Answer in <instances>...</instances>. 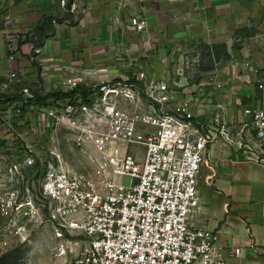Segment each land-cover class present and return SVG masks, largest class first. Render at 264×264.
<instances>
[{"label": "built area", "instance_id": "built-area-1", "mask_svg": "<svg viewBox=\"0 0 264 264\" xmlns=\"http://www.w3.org/2000/svg\"><path fill=\"white\" fill-rule=\"evenodd\" d=\"M67 1L61 0L64 12ZM69 11H75L73 4ZM130 27L141 32L145 23L132 18ZM6 43L16 51L14 39ZM17 79L10 73L0 84V101ZM206 86L223 88L216 80ZM255 90L241 119L215 115L211 128L196 120L190 100H176L166 81L144 72L94 86L66 79L60 91L71 93L40 105H32V92L22 88L11 102L10 119L0 103V141L5 132L15 135L21 156L9 173L31 171L43 205L5 193L0 214L65 230L69 238L55 253L63 264H228L240 249L219 247L218 234L191 219L199 208L205 152L214 142L264 166V79L256 80ZM28 112L36 113L34 123L25 118ZM14 125L23 130L17 133ZM59 132L91 172L69 165L58 149Z\"/></svg>", "mask_w": 264, "mask_h": 264}, {"label": "crops", "instance_id": "crops-1", "mask_svg": "<svg viewBox=\"0 0 264 264\" xmlns=\"http://www.w3.org/2000/svg\"><path fill=\"white\" fill-rule=\"evenodd\" d=\"M72 4L73 24H54L33 60L30 43L0 58V84L16 73L12 91L20 86L49 94L73 78L94 86L144 72L148 79L166 81V62L176 47L224 45L230 59L220 73L201 79L192 94L174 91L176 100L192 102L198 122L213 128L215 115L225 121L239 119L242 106L256 95V80L264 79V49L259 43L233 48L242 30L255 29L264 40V0H72ZM63 13L61 0H6L0 13V47L8 50L6 42L12 38L17 48L18 36L24 39L43 15ZM132 18L144 22L145 29H132ZM258 37L250 39L259 41ZM209 80L223 88L213 91L206 86ZM205 160L198 178L199 208L191 223L216 232L219 247L240 249V256L228 264H264V166L243 160L220 140L207 148Z\"/></svg>", "mask_w": 264, "mask_h": 264}, {"label": "rangeland", "instance_id": "rangeland-1", "mask_svg": "<svg viewBox=\"0 0 264 264\" xmlns=\"http://www.w3.org/2000/svg\"><path fill=\"white\" fill-rule=\"evenodd\" d=\"M5 2L6 0H0V13ZM258 35L259 33L255 29L240 32L236 36L238 41L233 46L240 49L243 44H246V47L253 48L259 43V46L264 49V40ZM253 37H258L259 41L250 39ZM11 51L13 49L6 50L4 47H0V58H5ZM225 54L223 50L212 49L211 46L204 44L189 43L176 47L171 58L166 62V82L169 90L185 89L189 94H192L196 90L195 88H200L201 79L214 76L226 67ZM21 89L20 86L16 87L14 91L2 96L4 99V101H0L2 112H8V114L12 112L11 102L20 96ZM31 91L33 90L31 89ZM188 93L182 94L184 99H187ZM37 94L44 96L47 93L41 90ZM25 116L32 123L37 119L35 112H28ZM209 117L211 118L212 114ZM10 118L11 114L8 116V119ZM12 128L17 133L23 130V127H17V125ZM4 136L7 139L0 141V198L5 193L18 192V202L32 200L35 206L43 205L31 171L17 172L15 176L9 173V167L15 164L17 158L21 156L20 146L15 142V135H11V132H5ZM57 141L61 155L72 168L77 171L91 172L86 158L67 143L62 132L58 133ZM20 174H23V179ZM26 182H28V188H26ZM43 213L46 217L47 209H43ZM68 238L65 230L61 229L60 231L58 227H54L50 223L44 222L41 226H37L34 222L27 221L26 218L10 220L0 214V264H62V259L55 254L56 248L61 241Z\"/></svg>", "mask_w": 264, "mask_h": 264}, {"label": "trees", "instance_id": "trees-1", "mask_svg": "<svg viewBox=\"0 0 264 264\" xmlns=\"http://www.w3.org/2000/svg\"><path fill=\"white\" fill-rule=\"evenodd\" d=\"M72 4V0H68L66 7H65V12L61 16H55L52 14H45L43 15L40 20L38 21L37 25L34 27V29L28 34L25 35V38L22 39L21 36H18V41L16 42L17 49L22 44L30 43L32 44V50H31V57H35L37 55V51L42 48L44 41L52 35L53 33V25L54 24H62V23H67L68 25L73 24V13H71L70 7ZM247 30H242L243 32H246ZM236 46L234 45V49H239L235 48ZM212 49H220L223 50L225 54L224 60H229L230 56L226 52L225 46L224 45H218V46H212ZM16 52H13L15 54ZM74 92V91H73ZM71 93V92H70ZM70 93L63 94L60 90L51 92L49 94H46L44 96H39L37 92L32 91L33 94V100H31L32 105H40L42 104L46 99L49 97H59V96H66ZM14 99V98H13ZM12 101V100H11Z\"/></svg>", "mask_w": 264, "mask_h": 264}]
</instances>
